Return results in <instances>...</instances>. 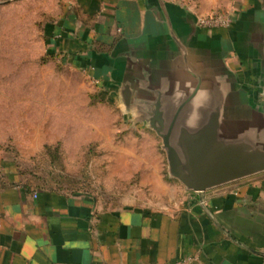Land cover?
<instances>
[{"label": "crops", "instance_id": "crops-1", "mask_svg": "<svg viewBox=\"0 0 264 264\" xmlns=\"http://www.w3.org/2000/svg\"><path fill=\"white\" fill-rule=\"evenodd\" d=\"M225 10L227 27L201 30L196 19L205 9L195 14L168 0H64L43 27L44 41L49 54L68 60L122 108L126 90L130 105L154 91H174L175 104L194 74L224 69L235 77L219 84L232 110L257 113L264 0H231ZM7 173L0 264H264V172L203 193L176 181L182 195L164 210L82 191L34 190L17 167Z\"/></svg>", "mask_w": 264, "mask_h": 264}, {"label": "rangeland", "instance_id": "rangeland-1", "mask_svg": "<svg viewBox=\"0 0 264 264\" xmlns=\"http://www.w3.org/2000/svg\"><path fill=\"white\" fill-rule=\"evenodd\" d=\"M168 2L210 15L225 13L231 0ZM63 3L0 0V183L15 166L34 189L174 208L183 188L167 173L161 141L133 124L110 92L47 52L43 27ZM56 144L62 156L52 160L43 151Z\"/></svg>", "mask_w": 264, "mask_h": 264}, {"label": "water", "instance_id": "water-1", "mask_svg": "<svg viewBox=\"0 0 264 264\" xmlns=\"http://www.w3.org/2000/svg\"><path fill=\"white\" fill-rule=\"evenodd\" d=\"M261 65L262 110L249 115L234 112L220 88L235 81L224 69L194 74L193 87L175 104L170 100L174 91L148 92L150 98L135 105H130V91L121 92L124 112L161 141L169 177L186 190L203 193L264 172V59Z\"/></svg>", "mask_w": 264, "mask_h": 264}, {"label": "built area", "instance_id": "built-area-1", "mask_svg": "<svg viewBox=\"0 0 264 264\" xmlns=\"http://www.w3.org/2000/svg\"><path fill=\"white\" fill-rule=\"evenodd\" d=\"M230 22L231 20L228 15L219 13L201 16L196 19V25L201 30H211L216 27H227ZM187 262L188 260H185L176 264H186Z\"/></svg>", "mask_w": 264, "mask_h": 264}, {"label": "trees", "instance_id": "trees-1", "mask_svg": "<svg viewBox=\"0 0 264 264\" xmlns=\"http://www.w3.org/2000/svg\"><path fill=\"white\" fill-rule=\"evenodd\" d=\"M43 152H44L43 153L44 155L50 156L52 160L55 157L62 156V151L60 149L59 144H56L54 146L45 147V149H44ZM80 152L85 155V154H88L89 153V149L88 148H83ZM24 184H25L26 187L34 189V187H32L29 184V182H26ZM34 190H39V188L38 189H34Z\"/></svg>", "mask_w": 264, "mask_h": 264}]
</instances>
